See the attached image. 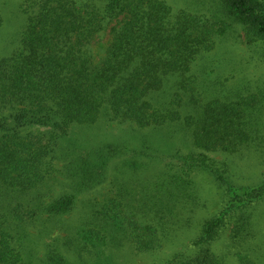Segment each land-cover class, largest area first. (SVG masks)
I'll use <instances>...</instances> for the list:
<instances>
[{"label":"trees","instance_id":"1","mask_svg":"<svg viewBox=\"0 0 264 264\" xmlns=\"http://www.w3.org/2000/svg\"><path fill=\"white\" fill-rule=\"evenodd\" d=\"M23 4L19 46L0 59V264H118L115 249H158L161 227L138 217L172 214L198 169L226 186L229 201L203 225L193 256L165 264H222L211 244L232 218L234 238L253 234L247 207L264 199V182L235 185L204 153L182 155L181 169L156 165L185 131L205 150L256 139L259 91L202 95L222 85L205 57L218 40L240 34L264 62V0ZM200 57L202 81L192 74ZM114 123L127 127L110 134ZM106 183L103 199L86 197Z\"/></svg>","mask_w":264,"mask_h":264},{"label":"rangeland","instance_id":"2","mask_svg":"<svg viewBox=\"0 0 264 264\" xmlns=\"http://www.w3.org/2000/svg\"><path fill=\"white\" fill-rule=\"evenodd\" d=\"M25 1L0 0V23H3L0 26V59L9 56L19 46L20 34L26 23V14L21 6ZM194 1L169 0L175 9H195ZM239 30L241 32V29ZM107 38L105 37V40ZM218 42V45L205 57L210 58L207 62L210 69L216 67L212 79H215V82H222V85L218 82L212 84L214 86L203 93L202 99L224 98L226 94L235 98V94L237 95L239 91L243 95L259 91L264 97V62L259 54L254 51L252 53L240 34L236 39L218 40ZM249 55L251 57L247 58ZM201 57L192 69V74L199 77L200 81L203 74L201 70L205 65ZM170 91L171 89L167 88L163 94L168 97L166 93ZM260 104L257 117L260 125L254 129L255 140L237 142L229 150L221 148L205 150L195 147L192 133L185 131L173 140L174 143L167 145L168 148L172 146V152L164 151L156 168L169 166L181 169L182 155L194 153L196 156L204 153L213 160L217 168L223 165L229 167L228 180L235 185L257 186L264 182V103L258 105ZM126 127L125 124L114 123L107 129L110 130V134H118ZM175 149L177 155L174 154ZM189 175L193 179V185L189 193H186V196L184 194V199L177 201L179 204L172 214L163 213L165 218L162 219L153 212L138 217L145 225L158 224L161 227L163 232L161 247L155 250H140L129 244L122 249H115L113 255L118 264H165L176 257H191L196 253L195 243L201 235L203 225L207 219L224 209L229 196H226V186L219 185L208 171L198 169L189 171ZM104 185L106 188L99 187L92 190L86 194V197L103 199L110 188L109 183ZM247 209L253 217V234H248L244 238H234L232 230L235 219L232 218L227 220V225L211 244L212 251L222 258V264H241L240 255H248L256 264H264V199L254 201Z\"/></svg>","mask_w":264,"mask_h":264}]
</instances>
